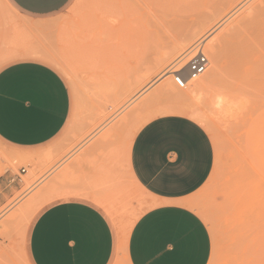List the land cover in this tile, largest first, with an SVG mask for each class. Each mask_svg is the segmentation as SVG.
I'll return each mask as SVG.
<instances>
[{
  "label": "rangeland",
  "instance_id": "obj_1",
  "mask_svg": "<svg viewBox=\"0 0 264 264\" xmlns=\"http://www.w3.org/2000/svg\"><path fill=\"white\" fill-rule=\"evenodd\" d=\"M193 2L195 10L200 2L199 14L194 13ZM199 2L75 0L36 37L43 50L39 59L63 77L73 110L65 129L35 152L10 151L0 144V175L27 172L23 188L0 208V264H32L28 247L34 221L47 206L69 197L65 187L70 180H81L85 165L81 161L89 156L121 161L113 170H123V188L111 189L100 205L125 235L114 264H128L129 232L157 202L127 173L126 154L144 125L166 115L195 121L212 143L211 174L185 202L211 235L208 264H264V59L255 82L246 52L230 76L212 59L220 48L228 50L235 33L231 22L239 24L243 34L247 21L264 12L260 7L264 0ZM176 5L191 11L182 14ZM179 15L182 29L173 25ZM259 20L264 24V16ZM23 28L0 0V33L18 42L16 51L0 54V69L27 58L28 53L20 50V43L29 38ZM173 33L176 42L169 36ZM196 44H203L215 73L199 90L185 93L189 89L172 84V73L185 66Z\"/></svg>",
  "mask_w": 264,
  "mask_h": 264
},
{
  "label": "crops",
  "instance_id": "obj_2",
  "mask_svg": "<svg viewBox=\"0 0 264 264\" xmlns=\"http://www.w3.org/2000/svg\"><path fill=\"white\" fill-rule=\"evenodd\" d=\"M74 1L3 0L29 34L28 41L20 43L27 58L0 69V144L10 151L43 148L71 118V91L59 72L39 59L43 50L36 37ZM1 36L0 54L16 51L18 42ZM87 158L81 161L85 162L81 180H70L65 187L69 197L47 206L34 221L28 247L32 264L115 263L120 225L100 204L111 189L123 188V170H113L121 161ZM212 166L208 135L187 117L162 116L137 132L126 154L127 173L157 205L143 213L129 232L125 245L129 264L209 263L211 235L185 202L203 186ZM26 175L25 169L19 175L12 171L0 175V208L23 188Z\"/></svg>",
  "mask_w": 264,
  "mask_h": 264
},
{
  "label": "bare ground",
  "instance_id": "obj_3",
  "mask_svg": "<svg viewBox=\"0 0 264 264\" xmlns=\"http://www.w3.org/2000/svg\"><path fill=\"white\" fill-rule=\"evenodd\" d=\"M188 1V0H187ZM191 1V0H190ZM193 1H197V0H193ZM198 2H199V0H198ZM200 2H202V1H200ZM200 2L199 3H197V5H198V7H199V9H200ZM172 3V2H171ZM176 3H178V1L176 2ZM187 2H183V3H181V4H183V5H185ZM216 3V2H215ZM264 3V2H263ZM263 3H261V4H263ZM192 4H194V2L192 3ZM191 4V6H195V4L194 5H192ZM209 5L211 4V1L208 3ZM180 5V4H179ZM188 5H189V8H192V7H190V4H189V2H188ZM207 5V4H206ZM182 5H180V8L182 9V7H181ZM187 6V5H186ZM177 7H178V11H179V6L178 5H176V10H177ZM184 7V6H183ZM198 7H197V10H195L196 9V6L195 7H193V9L195 10L194 11V13L196 12V11H198ZM260 7H264V5L263 6H260ZM187 8V7H186ZM189 8H188V12L189 11H191V10H189ZM209 8V7H208ZM207 8V10H209ZM252 8V7H251ZM180 9V10H181ZM186 10H181V11H179V12H181L182 14H184L182 11H186ZM214 10V9H213ZM212 10V11H213ZM216 10V9H215ZM249 10V9H248ZM214 12V11H213ZM217 12V11H216ZM261 12V11H260ZM194 13H192V15L194 14ZM196 13H198L199 14V12H196ZM207 13V12H206ZM218 13V12H217ZM187 14H189V13H187ZM186 14V12H185V16L187 15ZM216 14V13H215ZM214 14V15H215ZM264 14V12H262V15L261 16H259L260 15V13H259V18L260 17H262V16H264L263 15ZM180 16V18H181V15H179ZM195 16H197V15H195ZM182 17H184V16H182ZM204 17V16H203ZM254 17V16H253ZM177 18H179V17H177V16H175V19H176V21H174V23H173V25H174V27H176V26H178V28H181V23L183 24V21H181V20H183V18H181L180 20H178ZM259 18L257 19V18H252V19H250L249 21H247L248 23H247V27H246V29H243V31H244V33L243 34H241V33H239L238 32V29L240 28V27H238V25L239 24H235L234 22L232 23L231 22V24H233V27H232V29L234 30L233 32H235L234 33V37H232L231 39H232V41H231V39H230V46H229V48H228V50H226V52H227V54H226V52H225V50L223 51V50H221V48H220V50H218L217 51V53H214V55H213V60L214 61H217V63H219L220 65V70L221 69H224V71H225V75H233L235 72H236V69H237V66H238V64H239V61L242 59V56H243V54L246 52L247 53V55H248V59H249V65H250V69L252 70V80H254V82H255V78H256V76H257V72H258V68L260 67V65L263 63V59H264V24L261 22H259V21H261V20H259ZM209 19V18H208ZM207 20V19H206ZM236 20V19H235ZM209 21V20H208ZM171 22V21H170ZM188 22V21H187ZM195 23V22H194ZM215 23V22H214ZM239 23V22H238ZM241 23V22H240ZM217 24V23H216ZM176 25V26H175ZM186 25V24H185ZM185 25H183V27L185 26ZM190 25V24H189ZM235 25H236V27H235ZM230 25H228L227 27H229ZM187 27V26H186ZM230 28V27H229ZM182 29V28H181ZM183 29H185V28H183ZM187 29V28H186ZM185 29V30H186ZM231 29V30H232ZM171 29H169V30H167L168 31V33H169V31H170ZM230 30V31H231ZM227 31V30H226ZM172 32V31H171ZM179 32L181 33V31L179 30ZM179 32H177L178 34H180ZM182 32H183V30H182ZM186 32H187V30H186ZM232 32V31H231ZM61 33V32H60ZM177 33H173V34H169V36L171 35V39H172V41H174V42H176V41H178V38H177ZM228 33H230L229 31H228ZM227 33V34H228ZM231 34V33H230ZM59 35V34H58ZM57 35V36H58ZM232 35V34H231ZM56 36V37H57ZM229 36V35H228ZM227 36V37H228ZM182 37H184V35L182 36ZM55 38V37H54ZM59 38V37H58ZM181 38V37H180ZM230 38V37H229ZM56 40V39H55ZM56 43H58L59 42V40H58V42H57V40L55 41ZM61 42V41H60ZM229 43V42H228ZM197 45V44H196ZM190 46V45H189ZM225 46V45H224ZM225 49V48H224ZM181 51V50H180ZM180 51H178V52H180ZM186 51V50H185ZM177 52V51H176ZM226 54V57H223V56H225V54ZM177 54V53H176ZM175 54V55H176ZM172 57V56H171ZM177 57H180V55L179 56H177ZM173 58V57H172ZM223 58H224V61H223ZM226 58V59H225ZM178 59V58H177ZM184 64V63H183ZM186 65V64H185ZM184 66V65H183ZM182 68V67H181ZM177 70L175 69V71L174 72H176ZM173 72V73H174ZM215 73V67H209L208 68V70L206 71V73H205V75H203L202 76V78L201 79H199V80H197V81H189V83L187 84V89H189L188 91H184L185 93H188V92H192V91H196V90H199L201 87H203V85H204V83L205 82H207V81H209V79H210V77L213 75ZM172 81H173V79H172ZM191 83H194L195 85L193 86L192 85V89H191V87L189 86ZM173 85H175L174 84V82L172 83ZM172 85V86H173ZM177 87V86H176ZM190 87V88H189ZM174 88V87H173ZM178 88V87H177ZM191 89V90H190ZM183 110V109H182ZM181 110V111H182ZM190 110V109H189ZM180 111V110H179ZM184 112H186V111H184ZM182 113V115L183 114H185V113H183V112H181ZM187 113V112H186ZM186 115V114H185ZM191 115V114H190ZM187 116V115H186ZM191 117H192V115H191ZM195 118V115L193 116V119ZM198 118V117H197ZM196 118V119H197ZM144 124V123H143ZM46 155L44 154V157H45ZM9 158V157H8ZM7 160V159H6ZM10 160V159H9ZM118 232H119V237H120V246L118 247V248H120V250H119V255L122 253V251H123V248H124V237H125V235H124V233L123 232H120V230L118 229ZM117 232V233H118ZM119 255H118V257H119ZM117 257V258H118ZM128 259V258H127ZM117 260V259H116ZM128 264H129V262H128Z\"/></svg>",
  "mask_w": 264,
  "mask_h": 264
},
{
  "label": "built area",
  "instance_id": "obj_4",
  "mask_svg": "<svg viewBox=\"0 0 264 264\" xmlns=\"http://www.w3.org/2000/svg\"><path fill=\"white\" fill-rule=\"evenodd\" d=\"M210 61L204 52L203 44H197L192 49V56L186 65L172 73L173 82L179 89H186L191 80H197L206 73ZM24 171L22 170V173Z\"/></svg>",
  "mask_w": 264,
  "mask_h": 264
}]
</instances>
